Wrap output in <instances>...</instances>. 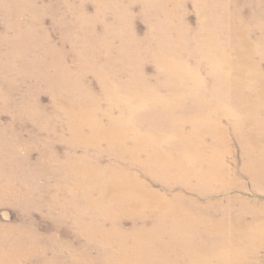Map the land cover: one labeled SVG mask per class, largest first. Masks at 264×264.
Masks as SVG:
<instances>
[{
    "label": "bare ground",
    "instance_id": "1",
    "mask_svg": "<svg viewBox=\"0 0 264 264\" xmlns=\"http://www.w3.org/2000/svg\"><path fill=\"white\" fill-rule=\"evenodd\" d=\"M0 16V114L13 120L0 165L19 168L0 171V206L19 213L0 222V264H238L259 250L264 212L217 214L183 190L208 195L230 174L231 134L264 180V0H0ZM36 211L83 240L41 233Z\"/></svg>",
    "mask_w": 264,
    "mask_h": 264
},
{
    "label": "rangeland",
    "instance_id": "2",
    "mask_svg": "<svg viewBox=\"0 0 264 264\" xmlns=\"http://www.w3.org/2000/svg\"><path fill=\"white\" fill-rule=\"evenodd\" d=\"M49 1V0H47ZM194 3L192 1H189L188 3V9H187V16L188 21L190 22L191 26L197 27L199 23V17L196 6L193 5ZM89 11H93V6L91 4L88 5ZM135 12L137 14L136 17V28L138 33L143 36L147 32L148 24L147 22L141 17L140 15V7L135 8ZM45 23L48 27H51L53 24V18L51 16H47L45 18ZM3 20L0 16V33L3 31ZM52 39L54 42L61 43V34L57 31L52 32ZM7 60L6 57H3L0 59V63H5ZM151 61L147 62V71L149 73L155 72V67L153 66V63L151 64ZM17 64V65H16ZM19 62H15V69L14 72H16V68H18ZM70 64L74 65L75 62L70 60ZM7 87V86H6ZM20 94L17 93V97H19ZM42 101L44 104L48 105L50 104V97L48 94L44 93L42 96ZM12 116L9 113H1L0 114V124L6 123L11 124L12 122ZM34 128L33 124L30 122H27V127L23 128L25 130L24 132V138L28 139L31 138V129ZM28 129V130H27ZM32 143V141H30ZM57 143V145H56ZM230 143L234 150H231L230 153L226 156V164L229 167V173L228 175L224 177H220L215 179V182L213 183V186L215 187L214 191L210 192L208 195L202 196L201 194L190 191L188 189L183 190L184 195L186 194L189 197H198L204 203H208L211 201V203L214 205L213 211L217 214H221L223 212H226V209L229 208L228 213L232 216L233 214H236L237 212L241 210H245L244 213L246 215L247 220L252 219V214L254 212H264V180H254L251 175L244 170L245 162H246V154L244 150H241L237 144V140L234 137V135H230ZM37 146V147H36ZM34 148L33 155H32V161H36L39 157V151L41 150V145H36ZM55 147L58 150H61L60 152L65 149L64 146L55 141ZM27 145H21L20 146V152L25 153V150H28ZM111 158L110 155L106 156V161H109ZM108 159V160H107ZM15 169H19L15 165H0V171H13ZM153 188L164 191V187L155 181L149 180ZM185 189L183 187H177L174 191L170 192H176L179 190ZM185 195V196H186ZM186 196V197H187ZM198 200V199H196ZM18 210L15 209V207L11 206H0V222H6V223H15L18 220ZM33 217L37 221V229L41 233H55L58 229L63 230V233H60V239L64 241H74L78 245L81 240L75 241L73 234L79 231V228L77 225L71 226L70 223H62L60 225H57L54 218L49 217L47 214H45L42 211H36L33 214ZM217 220H220V217H217ZM125 226L127 228H130L132 225L131 221L125 220ZM65 230H68L70 232V235L65 234ZM137 236L140 237H148V241L145 242L147 245H151L153 242L159 245H165L166 241L162 238L164 236V233L161 231H153V232H140L137 234ZM64 254H67V251L65 250L63 252ZM96 254V251L93 252V255ZM235 264V263H233ZM238 264H264V243L263 245L257 250L255 253H249L246 254L245 257L242 258V261Z\"/></svg>",
    "mask_w": 264,
    "mask_h": 264
}]
</instances>
